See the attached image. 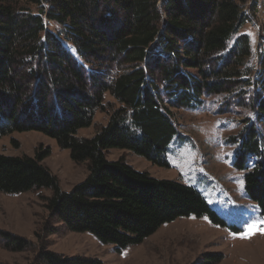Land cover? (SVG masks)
I'll list each match as a JSON object with an SVG mask.
<instances>
[{"label": "trees", "instance_id": "16d2710c", "mask_svg": "<svg viewBox=\"0 0 264 264\" xmlns=\"http://www.w3.org/2000/svg\"><path fill=\"white\" fill-rule=\"evenodd\" d=\"M259 1L0 0V137L40 132L89 171L65 191L43 164L49 149L35 156L0 153V192L51 190L45 199L51 220L118 250L141 244L179 218L207 216L227 227L196 187L153 177L106 155L112 148L126 149L168 167L166 153L178 134L171 109L227 95V106L233 99L256 114L231 141L240 147L235 166L247 170L245 193L264 215V52L251 66L250 38L239 34ZM47 22L61 29L53 31ZM106 92L119 105L105 102ZM98 111L107 114V124L91 137L81 136ZM250 157L256 160L247 167ZM46 222L35 232L39 240L54 231ZM1 241L13 251L31 245L0 229ZM221 259L205 254L194 264ZM32 264L105 263L45 247Z\"/></svg>", "mask_w": 264, "mask_h": 264}, {"label": "rangeland", "instance_id": "374dc122", "mask_svg": "<svg viewBox=\"0 0 264 264\" xmlns=\"http://www.w3.org/2000/svg\"><path fill=\"white\" fill-rule=\"evenodd\" d=\"M255 13L239 34H247L252 44L251 66L264 52V5ZM53 31L61 28L47 22ZM64 42L74 49L73 43ZM227 95H207L202 105L191 108H173L178 134L172 139L166 153L168 167L156 165L132 151L112 148L106 153L110 160L124 158L139 171L153 177L176 180L199 189L209 204L226 220L229 226L240 228L234 232L229 226L212 223L207 216L184 217L164 224L141 244L118 250L115 245L103 244L89 232H74L63 223L49 217L45 208L51 190L28 191L19 194L0 192V229L24 237L31 242L22 251L6 249L0 242V264H32L43 248L65 256H84L101 259L105 264H194L205 254H221L217 264H264V215L258 204L245 193L244 175L235 160L240 147L231 141L248 120L256 114L248 106H238ZM238 99V98H237ZM236 99V100H237ZM115 102L110 92L105 102ZM119 105V103H117ZM106 113L97 112L94 124L83 128L81 136L91 137L107 124ZM264 138V126H260ZM49 149L43 160L59 179L60 186L70 191L86 179V163H75L68 149L58 146L55 139L36 131L13 132L0 137V153L14 156H35ZM256 157H250L251 167ZM49 221L53 233L41 240L35 232Z\"/></svg>", "mask_w": 264, "mask_h": 264}]
</instances>
